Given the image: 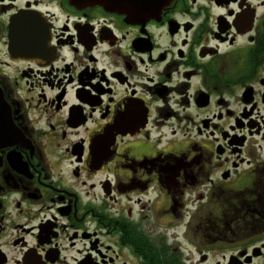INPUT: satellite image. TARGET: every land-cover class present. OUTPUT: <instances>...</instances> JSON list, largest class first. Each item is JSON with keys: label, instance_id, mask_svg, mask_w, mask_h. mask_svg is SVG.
<instances>
[{"label": "flooded vegetation", "instance_id": "obj_1", "mask_svg": "<svg viewBox=\"0 0 264 264\" xmlns=\"http://www.w3.org/2000/svg\"><path fill=\"white\" fill-rule=\"evenodd\" d=\"M0 264H264V0H0Z\"/></svg>", "mask_w": 264, "mask_h": 264}, {"label": "water", "instance_id": "obj_2", "mask_svg": "<svg viewBox=\"0 0 264 264\" xmlns=\"http://www.w3.org/2000/svg\"><path fill=\"white\" fill-rule=\"evenodd\" d=\"M76 8L99 7L111 14L124 16L131 24L145 23L159 15L161 10L170 5L173 0H67ZM21 32V33H20ZM13 42L20 45L25 37L22 30L13 29Z\"/></svg>", "mask_w": 264, "mask_h": 264}, {"label": "rangeland", "instance_id": "obj_3", "mask_svg": "<svg viewBox=\"0 0 264 264\" xmlns=\"http://www.w3.org/2000/svg\"><path fill=\"white\" fill-rule=\"evenodd\" d=\"M213 259H216V258H213ZM215 261V260H214Z\"/></svg>", "mask_w": 264, "mask_h": 264}]
</instances>
